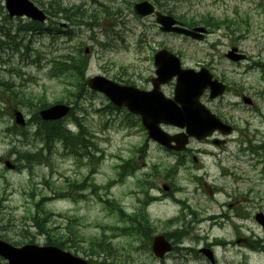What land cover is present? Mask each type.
<instances>
[{
  "label": "rangeland",
  "instance_id": "rangeland-1",
  "mask_svg": "<svg viewBox=\"0 0 264 264\" xmlns=\"http://www.w3.org/2000/svg\"><path fill=\"white\" fill-rule=\"evenodd\" d=\"M32 1L40 7L50 0ZM138 1L140 0H62L65 6L81 4L84 13H94L97 19L93 33L88 28H79L75 29V36L67 39L61 33L58 37L55 36L57 30L52 26L51 34L45 31L34 34L31 31L20 33V40L14 43L2 42L4 46H0V79L11 84L4 90V95L0 91V97L4 98L0 100V235L11 243L34 235L37 245L43 246L44 236H36V229L29 220V211L34 214L33 206L40 201L41 195L48 198L59 192L66 195L44 202L42 211L54 215V220L48 227L54 234L62 235L66 224H75V231L86 242L97 239L102 233L109 234L105 231L106 227H103V231L100 226L118 224L117 217L107 211L103 202L105 199H114L124 208L130 209L137 205L139 192L142 191L143 196L138 199H145V189L140 186L146 181L147 174L160 171L163 176L178 157L166 153L151 142L134 118H128L125 112L110 108L109 102L102 95L87 90L75 105L76 99L68 96L65 91V75L58 80L50 78L48 74L53 63L57 65L59 62L56 56L61 63L62 54L72 51L79 54L78 48L81 47L84 55L89 58L85 78L100 75L122 85L149 90L150 79L155 76L153 54L160 48H166L179 57L183 68L198 70L202 66L207 67L215 79L227 86L226 92L214 100L209 99L207 90L201 97V102L222 121L235 127L236 131L226 138L228 143L223 149L213 147L209 142H192L191 148L202 153L199 157L196 155L197 166L192 164L191 159L186 160L185 169H181L172 180L175 196L184 199L186 209L182 210L179 205L171 204L167 199L147 208L148 219L154 223L156 233H161L165 230L162 228L164 223L178 217L182 211L181 217L184 216L185 223L192 221L190 234L195 239L187 241L193 248H201L203 243H212L214 237H220L226 250L215 247L218 264L244 261L246 264H264V252L258 255L251 253L248 248L249 242H252L251 234L258 240L263 239L260 227L251 219H241L250 217L256 210L264 212V156L243 151L249 147L246 141H250L251 145L264 143V0L157 1L162 9L171 10L173 15L183 16L188 20H200L209 15L215 19L239 18L243 22L242 29L234 35L220 30L208 34L203 42L161 33L153 17L137 18L132 7ZM2 7L3 0H0V27L14 30L17 25L27 23L25 20L3 19L6 13ZM104 9L113 14L103 12ZM60 23L57 27L63 29ZM44 27H49L48 22ZM233 46L248 56L246 62L233 63L225 58V54ZM114 77L121 79V82ZM173 89L174 81L161 87L166 97H172ZM11 90L27 95L32 101L22 103L18 97L9 101L6 95ZM241 96L250 98L253 105H244ZM38 99L47 106L65 102L73 107V116L62 123L66 127L70 125L73 133L78 131L75 122L77 124L79 120L83 124L85 131L100 149L98 156L102 159L97 164L80 165L79 160L63 154V147L59 143L55 144L53 150L51 148L44 151L48 159L46 162L40 160L30 165L17 158L13 148L26 153L34 151L31 146L41 145L35 142L25 144V141L33 138V123L25 127L22 137H18L21 142L6 131L13 125L11 111L16 108L26 120H32L34 112L41 105L36 104ZM127 124L131 126L127 127ZM163 129L168 133H175L171 127ZM24 136L28 138L24 140ZM215 137L222 138L217 135ZM143 145H146L145 155L141 157V154H137L133 157L132 166L137 170L134 174L120 177L119 167ZM5 161L17 165L19 169L7 170L3 164ZM221 168H227L225 171L229 175L222 176ZM69 181H75L72 182L74 184L85 183V189L75 191ZM152 182L158 185L156 189L161 190L165 180L158 175ZM93 185L102 188L96 192L98 196L92 191ZM207 187L222 192L212 196ZM130 192L134 194L133 197ZM148 192L149 190L146 191V198ZM151 193L156 197L162 195V192L156 190ZM232 202H235L233 210L226 207L227 203ZM188 210L192 215H188ZM221 213L240 217V220L233 219L232 224H223L219 219ZM214 214L218 215L219 231L215 230V226L212 227L215 222L202 220ZM71 219L76 222L71 223ZM237 241H240L239 245H235ZM121 244H125V241ZM83 248H86V243ZM67 251L73 253L74 250L71 248ZM135 264L160 263L141 254ZM166 264H174V261L167 260Z\"/></svg>",
  "mask_w": 264,
  "mask_h": 264
},
{
  "label": "water",
  "instance_id": "water-1",
  "mask_svg": "<svg viewBox=\"0 0 264 264\" xmlns=\"http://www.w3.org/2000/svg\"><path fill=\"white\" fill-rule=\"evenodd\" d=\"M6 9L10 16L26 15L34 20L43 21V14L33 7L27 0H6ZM137 15L145 16L153 12L152 6L147 2H141L134 6ZM156 22L161 25V31L184 35L196 40H203V28L187 30L181 26H175L176 21L169 16L156 13ZM233 48L227 55L228 58L239 61L242 56L236 55ZM154 66L157 78L152 79L153 90L141 91L130 86L115 84L103 77H93L87 80V86L95 91L103 93L115 106L126 108L131 114L140 118L142 125L147 130L149 138L168 149L180 151L188 142V137L198 140L210 135L217 130L222 134H229L231 128L222 124L214 115L199 103V98L206 87L210 88V98L221 95L225 87L212 76L208 70L201 68L199 72L182 70L180 61L173 54L162 49L154 55ZM176 77L174 99H166L159 91L160 84L167 83ZM245 103H250L243 98ZM69 108L64 105H55L40 113L43 120H57L66 116ZM16 122L23 124L19 113H15ZM169 124L178 128H185V133L169 136L163 132L159 125ZM174 142L175 146L171 143ZM215 144L221 142L214 141ZM264 230V216L256 217ZM153 252L157 256L169 251V246L163 237H156L153 241ZM0 256L8 260V264H87L69 254L62 253L51 247L38 248L24 246L14 249L0 242Z\"/></svg>",
  "mask_w": 264,
  "mask_h": 264
},
{
  "label": "trees",
  "instance_id": "trees-1",
  "mask_svg": "<svg viewBox=\"0 0 264 264\" xmlns=\"http://www.w3.org/2000/svg\"><path fill=\"white\" fill-rule=\"evenodd\" d=\"M158 0H155L157 2ZM50 9L53 14L56 16L62 17L67 22L71 23L72 25L74 23L79 24H87L90 26L92 23H94V17L93 15L85 16L84 13L80 10V6H77L74 8H65L62 7L60 3L51 4ZM171 13V12H168ZM179 20H182L178 17ZM184 22V25L186 26H197L198 24H202L204 27L211 30H216L221 27H224L229 30L231 33L235 29H239L238 22L236 19H228L227 17L223 20L214 19L211 16H204L200 20H195L191 18L189 21L182 20ZM7 38H9V33L5 34ZM12 43H14V40H11ZM80 53H82L80 51ZM75 55L73 53L66 54L63 57L62 62L54 63L53 69H52V75L59 76V75H65V79H67L69 82L68 85L72 86L74 90H72V96L74 99H76L75 105L77 103V100H80L82 97V94L85 93V85L83 82L85 70L87 66V57L79 54V56H72ZM81 63V64H80ZM18 97V93H14L12 96V99L15 100ZM37 122V135L39 136V140L42 141L45 145H50L54 141L60 140L62 143V146L64 148V151L66 154H69L70 156H76L80 155L81 157L84 155L88 159L87 161L89 163L93 161H98L96 157H94V153L90 151V147H93L96 149V145L92 142V137L84 130V128L80 124H76L78 128L77 133H71L68 130L65 129V127L59 125L58 123H43L39 119H35ZM68 131V132H67ZM40 156V154H37ZM24 157H27L26 155ZM32 160H34L33 157H30L25 162L29 163ZM122 176V174H120ZM74 182V181H72ZM69 182L71 186L75 187V191H80L82 189L81 186H77L76 184ZM58 197H63V195H60ZM48 199L42 198V195L40 196V201L36 202L34 204V214L30 216V221L32 223L33 228L36 229V232L38 234H45L47 235L49 244L56 245L60 248L64 247L65 242H71L74 247H76L77 251H82L85 255L91 258L96 259V263L98 259L101 261V264H120L121 258H122V252L123 249L120 248L118 245H113L111 242L108 241L106 237H101L97 239H91L89 241H85L83 237L77 233L72 225L66 226V231L68 235L63 237H57L52 236L51 230L48 229V225L52 223L54 220V216L46 211H42V207L45 201ZM1 202V201H0ZM107 210L110 213H116V216L120 222H123L124 216L122 213V210L117 207L113 202L111 201H104ZM140 219L142 221L134 220L131 216L129 217V223L127 224H145L148 227V220L144 216V214L141 213ZM141 227L138 226H129V227H122V228H116L115 226L110 227L109 229L111 231H115L113 233V237L117 236L116 238H120L123 236H132V237H150V234L144 235L141 232ZM28 233V232H27ZM29 234V233H28ZM30 235V234H29ZM52 236V237H51ZM33 236H30L28 238H24V240H19L18 242H14V245L18 246L24 243H32L33 242ZM1 239L7 240V238L3 235L0 236ZM64 238V239H63ZM86 243V248H83V244ZM88 247V250H87Z\"/></svg>",
  "mask_w": 264,
  "mask_h": 264
},
{
  "label": "flooded vegetation",
  "instance_id": "flooded-vegetation-1",
  "mask_svg": "<svg viewBox=\"0 0 264 264\" xmlns=\"http://www.w3.org/2000/svg\"><path fill=\"white\" fill-rule=\"evenodd\" d=\"M185 154H187V152ZM185 157H187V156H185ZM180 165H182V162L180 163ZM228 208H230V209L234 208L233 204H231V203L228 204ZM223 218H224V216H223ZM189 225L191 226L192 224H188L184 229L179 228L178 230H180L185 235H188V233H189L188 231L190 228ZM176 233L177 232L175 230H173L172 228L169 231V234H170L169 240H170V243L172 245L176 264H188L194 258L193 254H196L197 257H202L199 254V253H201L200 251L198 252V250H195V249L191 248L190 246L185 247L183 245L184 242H187L188 239H195V237L178 236V234H182V233H178V234H176ZM171 234H173V236ZM212 247L213 246L210 244H206L204 246V248H208V249H210Z\"/></svg>",
  "mask_w": 264,
  "mask_h": 264
},
{
  "label": "bare ground",
  "instance_id": "bare-ground-1",
  "mask_svg": "<svg viewBox=\"0 0 264 264\" xmlns=\"http://www.w3.org/2000/svg\"><path fill=\"white\" fill-rule=\"evenodd\" d=\"M70 49V48H69ZM81 64V63H80ZM68 132V131H67Z\"/></svg>",
  "mask_w": 264,
  "mask_h": 264
}]
</instances>
